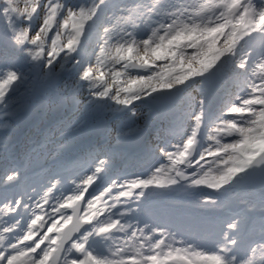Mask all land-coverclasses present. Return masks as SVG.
I'll list each match as a JSON object with an SVG mask.
<instances>
[{"label": "snow or ice", "instance_id": "1", "mask_svg": "<svg viewBox=\"0 0 264 264\" xmlns=\"http://www.w3.org/2000/svg\"><path fill=\"white\" fill-rule=\"evenodd\" d=\"M0 264H264V0H0Z\"/></svg>", "mask_w": 264, "mask_h": 264}]
</instances>
